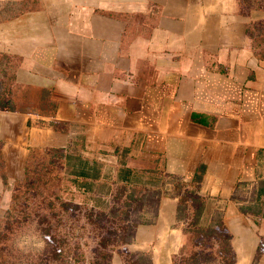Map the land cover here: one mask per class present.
Wrapping results in <instances>:
<instances>
[{
    "label": "crops",
    "instance_id": "1",
    "mask_svg": "<svg viewBox=\"0 0 264 264\" xmlns=\"http://www.w3.org/2000/svg\"><path fill=\"white\" fill-rule=\"evenodd\" d=\"M27 4L0 25V52L54 110L0 111L6 175L23 179L31 152L52 151L96 209L118 204L119 186L142 200L137 217L148 221L128 255L264 264V0ZM221 227L228 249L217 255ZM190 228L212 237L190 245ZM197 251L209 259L185 258ZM113 263L128 261L116 253Z\"/></svg>",
    "mask_w": 264,
    "mask_h": 264
},
{
    "label": "rangeland",
    "instance_id": "2",
    "mask_svg": "<svg viewBox=\"0 0 264 264\" xmlns=\"http://www.w3.org/2000/svg\"><path fill=\"white\" fill-rule=\"evenodd\" d=\"M23 3L0 0V25L21 17L31 6ZM4 54L0 52V83L5 87L19 62ZM33 89L28 108L42 110L46 107L40 98L43 89ZM18 98L19 105L27 106L24 95L19 93ZM1 145L0 264H114L116 253L123 254L128 264H149L148 257L138 259L125 250L143 207L142 200L131 202L128 188L116 187L118 204L104 203L96 209L73 181L72 166L65 168L62 155L47 150L31 152L23 179H12L6 175L9 166ZM10 168L16 174L21 171L17 163ZM149 205L155 206L151 201ZM209 257L203 254L198 261L206 262Z\"/></svg>",
    "mask_w": 264,
    "mask_h": 264
},
{
    "label": "trees",
    "instance_id": "3",
    "mask_svg": "<svg viewBox=\"0 0 264 264\" xmlns=\"http://www.w3.org/2000/svg\"><path fill=\"white\" fill-rule=\"evenodd\" d=\"M24 3L26 4L27 2L29 3V0H22ZM3 57L8 58L9 55L8 54H4ZM4 74H7V72L4 71ZM11 78V79H10ZM9 78V83L7 85H11V82H13V86L12 88H10L9 86H2L3 84L0 83V110L2 111H26V110H31L30 108H28V106L30 105V96L32 94V92H34L35 90H32L31 86H23L21 84H18L15 80V75L10 76ZM11 81V82H10ZM42 93H44V95H41L40 98L42 99V103L45 104L46 107L41 108L43 111H48L49 109L54 110L53 109V103L49 102L48 98H47V94L48 92L46 90H42ZM21 93L22 95L25 96L26 100L28 101L26 104L27 106H21L18 104V102L20 101L18 98V94ZM35 109H32V111ZM95 169H93L91 172L90 171H83V173L86 174H94ZM76 171V170H73ZM74 173V172H73ZM76 173H78V171H76ZM186 198L190 197L195 206H197L195 208L196 211H198L200 204H202L200 201H198V197L195 196V194L193 192L187 191L185 194ZM201 214V213H200ZM200 214L198 216V213L195 214V220L193 221V224L198 225L200 223ZM140 222L139 223H144L148 220L144 219V218H139ZM138 224H135L133 226V231L134 232L136 226ZM189 231H191V234L189 235V239H188V243L191 245L192 243H194L195 241H197L199 238L203 239V237H212V235L214 237H216V241L214 240L215 245H217V251L215 252L217 255H223L224 250L228 249V237L226 235V232L224 231V228H220V229H216V233L209 235L206 234L207 231L206 229L203 228H194L193 232L192 229L190 228ZM204 242V240H203ZM190 250V249H188ZM189 253V252H188ZM188 259H193V260H199V258L201 256H198V251L195 252L194 256L188 255ZM143 255H140L138 257V259H143Z\"/></svg>",
    "mask_w": 264,
    "mask_h": 264
}]
</instances>
